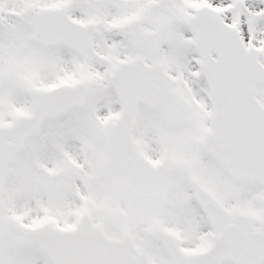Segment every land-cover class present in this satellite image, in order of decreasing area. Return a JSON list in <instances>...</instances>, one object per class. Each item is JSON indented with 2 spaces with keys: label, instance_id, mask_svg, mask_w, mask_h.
<instances>
[{
  "label": "snow or ice",
  "instance_id": "snow-or-ice-1",
  "mask_svg": "<svg viewBox=\"0 0 264 264\" xmlns=\"http://www.w3.org/2000/svg\"><path fill=\"white\" fill-rule=\"evenodd\" d=\"M0 264H264V0H0Z\"/></svg>",
  "mask_w": 264,
  "mask_h": 264
}]
</instances>
